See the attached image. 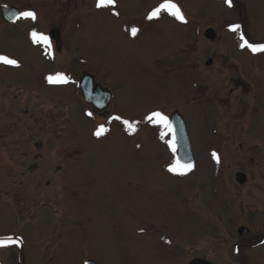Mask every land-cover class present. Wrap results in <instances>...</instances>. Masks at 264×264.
<instances>
[{"label":"rangeland","instance_id":"374dc122","mask_svg":"<svg viewBox=\"0 0 264 264\" xmlns=\"http://www.w3.org/2000/svg\"><path fill=\"white\" fill-rule=\"evenodd\" d=\"M165 2L0 0L36 15L0 14V55L19 64L0 63V264H264V52L240 46L264 45V0H171L186 22L149 20ZM84 73L113 95L101 114ZM157 111L185 121V175Z\"/></svg>","mask_w":264,"mask_h":264},{"label":"water","instance_id":"95a60500","mask_svg":"<svg viewBox=\"0 0 264 264\" xmlns=\"http://www.w3.org/2000/svg\"><path fill=\"white\" fill-rule=\"evenodd\" d=\"M2 18L9 24L14 23L19 16V11L14 6H6L1 10ZM50 37L54 40H58L59 31L51 30ZM204 37L209 41H214L217 38L216 32L208 28ZM212 64V60L206 62L207 66ZM77 86L82 94L83 100L86 104L90 105L96 112L102 113L108 109L110 106L113 95L111 91L101 87L98 83L95 82L93 75L84 73L78 80ZM171 124L173 126V134L176 141L177 149V161L180 164L191 163L194 164V157L192 153V147L190 139L186 130V124L179 112H174L171 115ZM235 180L238 184L244 185L247 181V177L244 173H237ZM243 233L249 234V230L245 227H240L238 229V234L242 235ZM86 264H96L93 260H89ZM189 264H212L211 262L195 258L190 261Z\"/></svg>","mask_w":264,"mask_h":264},{"label":"snow or ice","instance_id":"6c2138e0","mask_svg":"<svg viewBox=\"0 0 264 264\" xmlns=\"http://www.w3.org/2000/svg\"><path fill=\"white\" fill-rule=\"evenodd\" d=\"M225 3L228 4L229 7L232 6V0H225ZM96 7L98 9L99 8H106V7H115V0H97ZM161 11H166L170 15L175 17L177 20H180L181 22H186L184 20V16H183L180 8L178 7V5L174 2H171V0H166L165 3L161 4L158 8H156L154 11H152L148 15V19L149 20L159 19V14ZM20 16L22 18H30L33 21L36 19L35 13L31 12V11L23 12L20 14ZM239 27H240L239 25L231 26L230 30L233 32H236L239 29ZM137 31H138V29L133 27L131 29V34L133 36H135ZM30 35H31V39H32L33 43L43 44L45 47H48V48L51 47L49 39L46 35H44L42 33H37L36 31H32ZM240 40L242 41V43L240 45L241 48L246 47L250 51H252L253 53L264 52V45H253V44L249 43L242 34L240 35ZM0 63H2L4 65L12 66V67H19L18 62L15 59H10L9 57L3 56V55H0ZM47 79H48L49 83H66L67 82V79L63 74H57L55 76H49V77H47ZM89 115H91V113H89ZM114 119L121 120L120 117H114ZM147 120L148 121L155 120L158 123L162 124L169 132L173 131V126L169 122L168 118L159 111L153 112L150 115H148ZM122 123L129 130L134 129V125L131 122H129L128 120H123ZM103 132H104V128H103V126H101L100 130L97 131L95 134L97 136H100ZM169 146L172 148V151L175 152L174 145L170 144ZM213 157L217 158L215 153H213ZM192 167H193V165L191 163H187V164L182 165L179 163V161H177L174 165L169 167L168 171L173 172L175 174H179V175H185L187 172L192 170ZM7 239L9 241L13 240L12 237H8ZM0 246H5V245L3 242H0Z\"/></svg>","mask_w":264,"mask_h":264},{"label":"flooded vegetation","instance_id":"af4514ba","mask_svg":"<svg viewBox=\"0 0 264 264\" xmlns=\"http://www.w3.org/2000/svg\"><path fill=\"white\" fill-rule=\"evenodd\" d=\"M17 20H18V19H17ZM17 20H16V22H17ZM18 21H19V20H18ZM16 22H15V23H16Z\"/></svg>","mask_w":264,"mask_h":264}]
</instances>
